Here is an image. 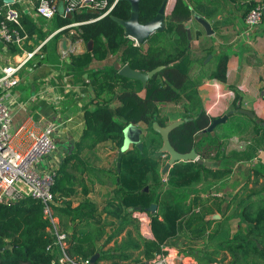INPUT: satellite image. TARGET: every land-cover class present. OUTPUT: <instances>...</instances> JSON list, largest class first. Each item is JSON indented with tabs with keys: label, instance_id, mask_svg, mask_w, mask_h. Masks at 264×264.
Returning a JSON list of instances; mask_svg holds the SVG:
<instances>
[{
	"label": "trees",
	"instance_id": "trees-1",
	"mask_svg": "<svg viewBox=\"0 0 264 264\" xmlns=\"http://www.w3.org/2000/svg\"><path fill=\"white\" fill-rule=\"evenodd\" d=\"M113 1L108 0L110 4ZM163 1L139 0V21L144 23L152 19ZM170 1L167 0L165 16ZM254 4L255 1L251 0L245 13ZM179 5L181 0H174L175 9L172 15L166 18L163 31H156L143 43L135 45L133 40L124 34L123 27L112 18L115 16L127 19L130 15L128 1L117 0L106 17L75 27L70 39L72 42L80 40L85 45L83 51L71 53L60 65V35L68 34V30H63L43 44L24 67L25 72L34 67L39 69L38 65L42 59L48 67L47 73L55 70L54 72L58 71L56 76L65 78L61 66H67L69 76H72L74 81L87 80L86 84L93 92L90 101L94 107H83L82 133L74 143V150L65 154L61 165L56 168L52 186L53 210L58 218L60 230L66 233L65 251L70 257L85 258L98 253L95 264H147L160 252L163 245L176 240L182 233L188 234L189 238L195 241L217 238L222 243L221 246L230 253L229 264H264V199L247 200L251 195L238 199L235 194L226 201L210 192L201 194L197 190L194 191L193 184L202 180L223 178L231 172V168L208 167L197 161H179L163 173L161 169L165 164L164 159H168V154L159 150L161 143L156 145L153 137H150L148 142L143 141L141 150L132 146L123 152L119 172L115 166L104 172L110 183L116 186L113 199L118 203L113 202L115 204L112 205L120 210V224H117L112 235L108 236L101 246H97L96 242L105 236L106 232L104 227L92 221L96 211L95 204L86 197L73 207L67 199L74 195L72 185L68 184V163L81 157L83 151L91 150L107 141L112 142L119 150L123 143V129L129 123L144 124L148 131L159 136L153 131L152 124L165 126L168 121V118L161 114L160 104H182L183 115L190 120L172 129L169 141L177 152L194 150L198 158L204 161L226 158L221 157L224 144L221 138L234 133L231 132L233 121L240 117L238 115L248 121V128L240 130L241 134H247L253 128L257 129L254 119L246 114L234 112L228 116L227 121L214 126V135L206 130L213 118L201 109L197 92L200 81L191 75L194 63L202 61L203 57L193 58L190 54L187 29L183 18H178ZM16 7L21 10L17 4ZM94 14L92 11L76 10L63 16L61 3L57 13L48 21L42 18L36 21L26 12H21L23 31L20 35L26 34L22 43L23 49L32 50L55 28L71 21L88 19ZM90 41L92 47L88 50L87 44ZM3 45L0 42L1 50ZM6 50L10 55L22 53L15 44H8ZM112 56L120 57L123 63L139 71L148 72L159 66L162 68L147 80L145 86L139 80L119 75L113 64L108 67L89 68L94 59L105 60ZM227 59V54L220 55L214 69L208 72L207 78L225 83ZM59 89L60 94L67 99L68 92H64L63 88ZM235 100H238V95ZM220 131H223L222 134ZM64 180L67 181L65 184ZM231 201L234 211L228 213L229 215L224 214L228 212ZM152 204L156 207L153 213H149ZM236 206L239 211L235 209ZM134 210L146 211L149 214L153 238L133 240L128 234L130 239L118 251L104 250L103 247L113 236L123 232L127 223L132 224L130 215ZM218 213L221 214L219 220L208 218ZM229 216V220L234 216L239 219L238 227L232 234L229 225L226 230L222 229L224 220ZM55 240L52 225L44 216L39 200L24 197L15 201L0 202V264H58V247ZM138 249H142L141 256H133L132 252ZM247 255L252 259L250 256L246 258ZM253 258H257V261ZM199 260L201 261L200 258ZM203 260V264H206L207 260Z\"/></svg>",
	"mask_w": 264,
	"mask_h": 264
},
{
	"label": "crops",
	"instance_id": "crops-1",
	"mask_svg": "<svg viewBox=\"0 0 264 264\" xmlns=\"http://www.w3.org/2000/svg\"><path fill=\"white\" fill-rule=\"evenodd\" d=\"M250 1L181 0V5L177 10L178 18H183L189 32L188 48L191 56L193 58L203 57L202 61L194 63L191 70V75L200 81L197 92L201 109L214 119L228 111L235 110L237 102H240L239 109L253 113L251 119H254L257 124V129L253 130L252 127L253 129L249 130L247 134H241L240 130L248 128V121L242 115H238L240 117L233 121L231 132L234 133L221 138L224 143L223 156L221 157L226 158L206 161L210 163L208 167L228 166L231 168V172L227 176L215 180L217 182L215 192L208 191L214 196L223 197L226 201L235 194L238 199L246 197V195H251L246 198L251 201L264 199V16L262 21L254 27L248 28L244 24L245 9ZM173 5L174 0H171L167 7L168 12L166 10V18L172 15L175 9ZM195 14L209 23L211 34L205 32L195 19ZM75 46H77L78 52L83 51L85 47L82 42H77ZM223 53L228 56L225 83L207 78L208 72L214 69L219 56ZM54 71L45 74L47 66L45 73H43L44 69L37 71V68L34 67L28 72H24L21 83L13 88L17 94L13 105L15 122L28 114L41 125L50 122L55 125L52 137L56 148L38 163V168L43 170L52 167L58 168L64 155L74 150V143L79 139L84 126L83 107L86 105L90 108L94 107L90 101L93 92L91 87L87 86V80L84 82L74 81L72 76L65 75L63 71L61 72L65 78H60L56 76L58 71ZM59 88L67 90V99L60 94ZM27 91H29L28 94ZM237 95L238 100L236 101ZM160 109L161 114L168 118L167 123L184 118L182 104L164 103L160 104ZM235 113L242 112L235 110ZM36 115H39V118ZM136 126L142 129L140 136L142 142L146 136L153 134L147 130L144 124ZM222 132L219 133L222 134ZM211 135H214L213 130ZM160 142L162 145L161 137ZM132 146L134 145L130 144L129 148ZM100 149H103L105 153ZM118 151L110 141L100 143L91 150L83 151L79 157L80 161L79 158L73 159L67 167L70 174L68 184L72 185L74 189V195L67 199L75 207L86 197L89 198L96 206L93 223L105 229L106 234L96 242L97 246H101L104 240L112 235L113 225L116 228L117 224H120V210L115 209L112 205L118 203L113 199L116 186L110 183L111 181L104 173L114 165L116 167ZM238 157L248 158L243 164ZM166 161L167 159H164V163ZM93 167L104 171L94 170ZM66 182L64 180L63 184ZM201 182L203 180L199 183ZM235 209L239 211L238 206ZM232 210L234 211L233 201H231L228 212L224 214L229 215L228 213ZM153 212L149 211V213ZM214 215H218V217H213ZM214 215L208 218L217 220L221 218L220 213ZM130 217L132 224L136 226L138 240L153 238L152 232L148 237L143 234V228L140 223H138L139 226L137 225L138 221L133 218L132 213ZM238 223L239 219L235 216L232 217L229 223L231 234L237 229ZM129 225L130 222L126 224L123 232L113 236L103 249L106 250L116 241L120 242L122 236L130 234ZM257 238L261 240L260 237ZM258 246H260L259 243ZM166 248L170 254L174 253V256H177L174 246H166ZM141 250L133 251V256H141ZM178 255L179 264H196V261L191 257L180 253ZM186 260L189 263H186ZM129 264L133 263L129 262Z\"/></svg>",
	"mask_w": 264,
	"mask_h": 264
},
{
	"label": "built area",
	"instance_id": "built-area-1",
	"mask_svg": "<svg viewBox=\"0 0 264 264\" xmlns=\"http://www.w3.org/2000/svg\"><path fill=\"white\" fill-rule=\"evenodd\" d=\"M108 0H13L5 2L0 0V42L3 45V55H6L8 44H15L22 53L10 55L11 62L1 60L0 54V202H9L31 197L42 203V211L49 219L52 230L55 233V244L61 252L59 264H95L90 257L72 256L65 251L66 233L60 230L58 218L53 210L52 186L56 177V167L48 170L38 168V163L44 156L55 150L56 145L52 137L55 129L53 122L41 125L30 115H24L17 122L14 120L13 105L17 94L13 88L21 83L24 75V67L34 54L54 35L63 30L68 34L60 35V65L71 53L76 52L77 40L72 42L70 36L75 32V27L84 23L100 20L110 14L114 4ZM255 4L244 15V24L254 27L262 21L264 16V0H254ZM63 16L76 10L92 11V17L71 21L51 31L34 49L24 50L23 40L26 34L21 23V12H26L38 21L39 18L48 21L57 13L59 4ZM20 6L21 10L16 7ZM133 40V39H132ZM65 47H62V43ZM134 44L138 43L133 40ZM64 90V89H63ZM67 91V90H66ZM64 90V92H66ZM165 181V178L163 179ZM134 219L140 223L145 236L151 235L150 218L146 211H132ZM167 251L164 253L163 251ZM167 248H161L147 264H174ZM115 264V263H100ZM220 264V263H207Z\"/></svg>",
	"mask_w": 264,
	"mask_h": 264
},
{
	"label": "water",
	"instance_id": "water-1",
	"mask_svg": "<svg viewBox=\"0 0 264 264\" xmlns=\"http://www.w3.org/2000/svg\"><path fill=\"white\" fill-rule=\"evenodd\" d=\"M4 1L12 2L13 0H4ZM126 1H128V3L130 4L129 17L127 19H121L112 16V18L123 27L124 34L127 37L135 40L138 44H141L145 40H147L152 33L156 31H163L165 29L166 27L165 8H166L167 0L163 1L156 15L152 19L144 23L139 21V0H126ZM194 17L204 28L205 32L207 34H211L212 31L209 23L205 19H203L202 17L196 14L194 15ZM187 34L189 38L190 36L188 30H187ZM62 47L63 48L65 47L64 42L62 43ZM91 47H92V42L90 41L88 42V50H90ZM113 67L117 70L119 75L129 79L139 80L142 82L143 86L146 85V82L149 78H151L155 73H157L162 68L161 66H159L148 72L139 71L131 68L129 64L123 63L121 59H118V61L113 64ZM239 107H240V102H237L235 110H239V112H242L248 115L249 117H253V113H251L248 110L239 109ZM235 110L228 111L226 114L212 119L211 124L207 127L206 130L212 132L215 125L219 123H224L227 120L228 116L233 112H235ZM188 120H190V118L184 117L182 119L167 123L165 126H160L157 123L152 124V129L156 133H158V135L161 137L162 140L160 151L168 154V159L162 168L163 173H166L174 163L179 161H197L198 163L204 164L206 166H210L209 162L199 159L194 150H190L189 152L186 153H179L172 147L169 141L170 131L175 127H177L178 125L182 124L183 122H187ZM141 134H142V129L137 127L135 124L129 123L124 127L123 143L117 153V162H116L117 172L120 171L121 156L123 152H125L129 148L130 144L134 145L139 150L142 149L143 142L140 138ZM145 189H147V187H145ZM155 207L156 205L152 204L149 207V211H154ZM213 217H218V215H214ZM97 257H98V253L93 254L90 257V261L92 263H95Z\"/></svg>",
	"mask_w": 264,
	"mask_h": 264
},
{
	"label": "rangeland",
	"instance_id": "rangeland-1",
	"mask_svg": "<svg viewBox=\"0 0 264 264\" xmlns=\"http://www.w3.org/2000/svg\"><path fill=\"white\" fill-rule=\"evenodd\" d=\"M44 27L47 29L50 28L49 26H44ZM82 48H83V46L81 45V49ZM76 52H78L77 47H76ZM3 53L4 52L0 49V54L3 55ZM118 59H120V57H115V56L109 57L108 59H105V60L94 59V61H92L90 63L89 68L90 67H92V68L108 67V66L114 64L115 62H117ZM1 60L4 62H11L10 52H7L6 55H3ZM44 63L45 62L41 59V62L38 65L39 69H37V71L44 69L43 73H45V67H46L45 64L46 63L45 64ZM61 70L65 73V75H69L67 66H61ZM28 93H29V91H27V94ZM36 116H38V118H39V115H36ZM150 137L154 138L156 145H159L161 143L160 142V136H156L153 134L150 136L149 135L146 136L144 141L148 142ZM100 150H102V152L105 153V151L103 149H100ZM117 151H118V149H117ZM93 157H95V156L93 155ZM238 158L241 161V163L244 164L248 157H238ZM216 183L217 182L215 180L210 179L208 181L206 180V181H203V182L198 183V184H193L192 189L194 188V191L197 190L198 193H205L208 191L213 193L216 190V186H217V185H215ZM229 218H231V216H229L227 219L224 220V223L222 224V229L226 230L228 228L227 226L230 223ZM64 221H66V218H64ZM137 225H138V222H137ZM113 229L114 230L116 229L114 225H113ZM114 230H111V231L114 232ZM129 230H130V235L132 236V239L138 240L137 235H136L137 232H136L135 224L134 225L130 224ZM143 232H144V230H143ZM130 235L127 234V236H122L120 238L121 239L120 242L116 241L113 246H110L107 249H112V251H113V249L119 250L122 247V245L130 239ZM141 235L144 236L143 234H141ZM221 245H222V243L219 242V240L217 238L211 239V240L205 239V240L195 241V240H191L189 238L188 234H182L181 233L176 240L170 241L167 245H163V248H166V246L167 247L168 246L169 247H171V246L175 247L174 249L177 251V256H174V253L171 254L172 257H175L173 260L174 264L175 263L177 264V262H178V264L180 263V260H179L180 258H179L178 253H180L181 255H184V256L191 257L194 261H196V264L205 263V262H203L204 261L203 259L207 260L206 264L207 263L229 264V262H230V255L229 254L230 253L226 248H223ZM163 252L166 253L167 251L164 250ZM249 256L247 255L246 258H248ZM56 257H57V259H59L61 257V252L59 249H57ZM199 258L201 259V261L199 260ZM249 258L252 259L251 256ZM253 260L257 261V258H253ZM187 262L189 263L188 260H186V263ZM58 264H59V261H58ZM116 264H118V263H116Z\"/></svg>",
	"mask_w": 264,
	"mask_h": 264
},
{
	"label": "flooded vegetation",
	"instance_id": "flooded-vegetation-1",
	"mask_svg": "<svg viewBox=\"0 0 264 264\" xmlns=\"http://www.w3.org/2000/svg\"><path fill=\"white\" fill-rule=\"evenodd\" d=\"M138 45V44H137Z\"/></svg>",
	"mask_w": 264,
	"mask_h": 264
}]
</instances>
